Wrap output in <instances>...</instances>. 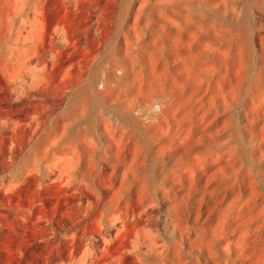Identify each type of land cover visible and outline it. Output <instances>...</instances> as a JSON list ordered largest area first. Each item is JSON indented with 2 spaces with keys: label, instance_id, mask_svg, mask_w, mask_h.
Masks as SVG:
<instances>
[{
  "label": "rangeland",
  "instance_id": "rangeland-1",
  "mask_svg": "<svg viewBox=\"0 0 264 264\" xmlns=\"http://www.w3.org/2000/svg\"><path fill=\"white\" fill-rule=\"evenodd\" d=\"M0 264H264V0H0Z\"/></svg>",
  "mask_w": 264,
  "mask_h": 264
}]
</instances>
